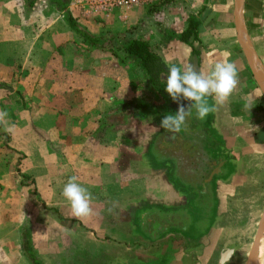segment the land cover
I'll return each mask as SVG.
<instances>
[{
	"label": "crops",
	"instance_id": "1",
	"mask_svg": "<svg viewBox=\"0 0 264 264\" xmlns=\"http://www.w3.org/2000/svg\"><path fill=\"white\" fill-rule=\"evenodd\" d=\"M166 1L159 0L145 15L139 11L135 15L130 13L133 8L115 9L107 16L89 19L103 21L107 28L134 30L137 38L152 43L153 49V42H158L168 51L166 47L170 44L166 42L173 36L181 52L198 57L200 50L196 42L203 40L198 12L207 8L221 11L224 4L227 6V0H200V6H194L195 10L186 16L183 30L190 19L198 22V40L192 43L196 54L190 46L177 40L183 30L163 35L160 26L155 25L156 34L143 35V28L149 26V18H153L151 13L160 11ZM1 5L7 6V12ZM20 6L21 14L17 10ZM53 9L51 2L46 0H34L32 5L22 1L19 6L14 0L9 4H1L0 0V112L7 113L4 122L0 123V213L14 211L16 199L33 200L26 185L29 176L41 201L56 212L54 250L59 264H65L68 251L72 252L73 258L79 253L93 252L89 257L94 259L96 249L101 247L106 248L109 257L117 251L119 254H113L114 257L125 259V264L233 263L239 250L237 246L250 229L248 220L243 223L236 219L242 205L239 196L247 198L245 194L264 176V107L261 100H256V93L253 94L250 100L252 117L249 119L256 118L258 122L248 125L238 123L240 117L234 116L232 111L230 114L227 104L218 105V116H221L218 128L225 136L227 151L239 162L242 160L231 179L221 177V174H229L223 155L216 171L207 173L201 164H191L192 157L200 154L199 150H187L186 147L184 151H176L170 146L166 151L163 145L156 146V156L162 161L178 154L183 164L189 161V172L192 169H195L194 173L199 171L194 179L190 175L187 179L195 197L208 198L216 191L220 199L218 220L210 225L213 234L211 232L209 239L189 247L184 233L192 219L187 211L175 207L185 201L186 195L177 193L173 184L162 180L151 169L148 158L142 157L151 137L123 134L127 130L125 123H114V131L119 129V134H113V95L119 90H127L128 82L122 75H126L127 65L107 51L85 45L65 20L55 19ZM56 12L59 13L57 9ZM242 13L246 28L252 30L253 23V28L260 31L255 33L254 39L258 42L255 46L257 57L264 66V0H243ZM211 37L213 41L221 39L217 34ZM180 55L177 62H171L166 54L163 56L181 67ZM159 57L164 64L163 57ZM181 59H184L183 55ZM249 71L244 67L240 70L243 83L253 79ZM115 112L117 116L122 113L118 109ZM129 140L145 144L143 148L133 146L128 152ZM181 140V134H176L168 142L174 146ZM217 154L207 152V157L213 159ZM128 155H133L131 161L145 172L130 182L131 178L124 172L129 163ZM108 168L119 173L118 178L108 174ZM74 175L93 199L97 198L94 205L90 204L93 214L82 219L72 218L70 203L62 195L64 185ZM129 184L140 187L139 191H130ZM245 202L252 204L254 200L249 198ZM9 203H13L10 209L7 208ZM156 203L162 206L157 208ZM253 211H249L251 218L255 217ZM204 223L207 225L209 219L204 217L201 225ZM112 233L116 235L111 236ZM105 236L107 241L103 240ZM227 250L230 253L224 257ZM110 261L113 259L108 258L104 264Z\"/></svg>",
	"mask_w": 264,
	"mask_h": 264
},
{
	"label": "rangeland",
	"instance_id": "2",
	"mask_svg": "<svg viewBox=\"0 0 264 264\" xmlns=\"http://www.w3.org/2000/svg\"><path fill=\"white\" fill-rule=\"evenodd\" d=\"M11 1L12 0H1V4L2 2L4 4H9ZM14 1L16 5L19 6L20 2L24 1L25 3H28L29 0ZM46 1L48 3L51 2L52 8H55L52 12L55 13V19L65 20V14L70 13L75 18L79 26L92 35L104 36L107 32L119 34L125 31L120 28H107L105 27L106 24H104L103 21L100 22V20L97 21V19H89L90 17L81 15L77 9L70 8L68 6L72 0H65L68 2L67 9L66 11L62 12L57 10L59 13L56 12L55 4L52 1ZM166 2L167 4L162 3L160 11L151 13L153 14L151 15L153 18H149V26H145L144 28L141 27L143 28V35L156 34V29L154 27L155 25L160 26L161 29L159 30L163 35L171 34L172 32L174 34L175 32H180L186 25V22L184 21L186 20V16H189L191 12L195 10L194 6H200V0H168ZM157 3L152 6H135L133 9H131L130 13L135 15L139 11L141 14L145 15L146 11L149 9L152 10L151 7L153 8L154 6H157ZM226 3V7L224 4L220 8L221 11H216L215 8H207L204 11L201 9L200 12L199 9H197L199 11L197 16L201 22L199 26L201 28L200 35L203 39L201 40L202 43L196 42V46L198 47V50H200L197 53L198 57L194 55L190 56L188 53L181 52L178 42H176L175 37L173 36L169 38L171 39L169 42H166L170 44V46L166 47L168 51L163 50L164 48L159 46L158 42H153L154 49L151 48L152 50H155L159 56L163 57V59V55L166 54L170 58L169 60H172L171 62H177L178 56L183 53L182 55L184 59H181L182 55H180V59L178 61L182 64V69L186 68L188 64H192L200 71L207 73L210 67L216 62L227 60L234 62L239 70V83L236 89L227 99H225L222 103H215L212 98H209V104H214L215 111L209 114L205 120L198 119L196 116V110L194 108L192 109V115L186 118V127H182V130L179 133H176L181 134L183 140L178 141L174 146L171 145L168 140L169 138L173 139L176 134H169L166 130L160 127L162 117L167 114H175L179 107L178 103L174 102L170 96L169 99H167L168 97L166 98V96L163 97L158 93L155 94L152 92L146 81L142 80V74L139 73L138 68H133L132 64L128 61L124 63L127 65V73L126 75L124 73L122 74L123 80L128 82L127 90H119L116 95H113L114 106H112L111 112V117L113 119V134H119V129L115 130L116 133L114 131V123H125V125H127V130L126 133L122 132L123 134H129V137L131 134H143V136L146 137L145 139H147V137H151V141L148 142V145H144L145 149L147 148V150L142 157L148 158L147 160L151 169L155 171L156 174L158 173V175L162 177V180L165 179V181L168 183L170 182L173 184L172 186L175 191L177 190V193L186 195L185 201L175 204V207L178 209L180 208V210L184 209L187 211V215L192 219L191 225L188 227L187 232L184 233V236L187 237L186 241L189 247L197 245L203 239H209L211 232L213 234V230L210 225H214L216 220H218L220 199L217 196L216 191H213L211 196L208 198L203 196L195 197V191L192 190V185L188 183L187 179L190 178V176H192L194 179L197 176L196 174L199 175V171L194 173L195 169H192V171H190L191 174H189V161L183 164L178 154L174 157L168 156V160L162 161L156 156V146L163 145L166 151H168L166 147L170 146L175 148L176 151H184L186 147L187 150H199L200 155L198 154L193 156L192 159L200 157L205 158L207 157V152L212 151L216 154H220H217L213 157L215 160H220V156L223 155L224 157L222 159L227 163L229 174H221V177H229L231 179L233 174H235L240 168L242 160L239 162L227 151L228 145L226 140H224L225 136L224 134H221L218 128L221 122V116H218V109L220 108H218V105L221 106L224 103L225 105L227 104V111L230 112V114L232 111L234 116H239L240 119L238 120V123H241L242 125L254 124L255 122H258L256 118L249 119L252 117L250 114L253 110V107L250 103V100L253 98V94L256 93V100H261V104L264 107V95L255 80L249 78V83H243L242 81L240 70L243 69V67L246 68V70L249 69L241 48L235 38L232 17V0H227ZM1 7H4V5H1ZM191 7H193V9H191ZM138 8H141V10ZM4 9L7 12V6H5ZM17 10L20 12V14L22 13L21 6L20 10L18 7ZM216 15L218 18H216ZM138 27H140V25H138ZM250 28H252V30H248L246 28L247 37L256 53L255 46L258 45V42L254 39V37L255 33L260 31L256 28H253V23H251ZM215 34H217V36H219L221 39L213 41L211 35L215 36ZM132 35L137 37V32L133 30ZM80 47L83 46L80 45ZM249 74L251 76L250 71ZM181 103H183L187 108L191 102L187 100H181ZM246 105L249 107H246ZM262 106H259L261 107V110ZM117 109L118 111L122 112L119 116H117L115 112ZM164 136H166L168 140L165 139ZM135 140H129L128 152H131L130 148L133 146L143 148L142 145L144 142L136 144ZM218 144L221 145V148ZM215 145H217L216 148ZM234 149L237 150L235 144ZM128 157L129 163L124 172L129 179L131 178L129 180L130 182L137 179V176H140V174L142 175L145 172L140 169L141 166L138 168L133 163V161H131V158L133 159V155H128ZM107 172L114 178H118L119 176V173H115L114 169L110 170V168H108ZM253 179L254 178L252 177L251 181ZM26 181H29L26 182V185L28 186L30 194L33 195V200L28 201L20 197L21 199L18 201L16 199V202L14 201L15 205L12 207H16L14 211H10L5 214L3 213L4 211H1L0 213V264H30L28 259L23 254V247L25 244L22 243L25 242H28L29 248L42 264H59L60 260L57 257L56 251L54 250L56 247V231L54 229V224L57 220L56 212L51 207H47L45 202L41 201L39 195L36 193L33 179L27 176ZM263 184L264 176L258 180L256 187H252V190L250 189L245 194L247 198L242 197V195L239 196L241 197L240 200H242V205L239 206V213H236V215H238L236 219L242 221L243 223L248 220L247 223H249L250 229L247 233L248 235H246L244 239L241 240L238 246L235 244L237 247H239V250L237 251L233 263L231 264L245 263L258 221L264 209ZM147 186H149V183ZM139 189L140 187L137 188L136 186H131L129 184L130 191L136 192L139 191ZM249 198L254 200V203L249 204L245 202V200ZM95 199L97 201L96 197H94V199L92 197L90 201L91 205H94L93 202ZM13 203H9V207L6 204L7 208L10 209ZM95 206H98L97 203H95ZM154 206L160 208L162 204L156 203ZM251 210H254V218H251V215H249V211ZM204 217L209 219V223L207 225L205 223V225H201L202 219ZM115 235L116 234L112 233L111 236ZM107 239V236L103 238L105 241H107ZM22 240L24 242H22ZM129 240L131 242L130 238ZM232 245L233 244H230L229 246ZM105 249V247L97 248L94 259L93 257H89L92 256L93 252H83L82 254L79 253L75 256V258H73L72 252L68 251L64 258V262L65 264H93L94 262L95 264H104L105 260L112 258L113 262L110 261L108 264H125V259L114 257L113 254H119L117 251H113V254H111L109 257ZM136 259L139 261L138 258Z\"/></svg>",
	"mask_w": 264,
	"mask_h": 264
},
{
	"label": "clouds",
	"instance_id": "3",
	"mask_svg": "<svg viewBox=\"0 0 264 264\" xmlns=\"http://www.w3.org/2000/svg\"><path fill=\"white\" fill-rule=\"evenodd\" d=\"M164 64L167 69L166 76H163L165 91L179 105L175 114H167L161 119L160 127L169 134L179 133L182 127H186V118L192 115L193 108L196 110L197 118L205 120L215 111L214 104H209V98L215 103H222L239 83V70L236 64L227 60L216 62L207 73L192 64L183 69L167 60ZM181 100L191 103L186 108ZM6 115V112H0V123L4 122ZM78 179L75 175L71 176L62 189V195L70 203L74 219H82L93 214L90 206L92 194L78 182Z\"/></svg>",
	"mask_w": 264,
	"mask_h": 264
},
{
	"label": "trees",
	"instance_id": "4",
	"mask_svg": "<svg viewBox=\"0 0 264 264\" xmlns=\"http://www.w3.org/2000/svg\"><path fill=\"white\" fill-rule=\"evenodd\" d=\"M34 0H29L32 5ZM55 4L58 11H66L67 3L65 0H50ZM152 10L154 9L151 8ZM65 21L70 30L78 36L85 44L95 47L99 50L107 51L115 56L120 62H130L133 68H138L141 73L142 80H145L148 87L155 94L169 99V94L165 91L163 76H166L167 69L162 63L160 57L151 49L148 41L134 37L133 30H126L122 33L115 34L107 32L104 36H95L81 28L75 18L70 14H65ZM196 19H190L187 27L177 35V40L191 47L192 53L196 54V50L192 46L194 41H197ZM191 40V41H190ZM22 242H24L22 240ZM23 247V254L28 259L30 264H42L41 261L33 254L29 248L28 242ZM27 244V245H26Z\"/></svg>",
	"mask_w": 264,
	"mask_h": 264
},
{
	"label": "water",
	"instance_id": "5",
	"mask_svg": "<svg viewBox=\"0 0 264 264\" xmlns=\"http://www.w3.org/2000/svg\"><path fill=\"white\" fill-rule=\"evenodd\" d=\"M241 1L243 0H234L233 1V23L236 35V41L239 44L243 56L246 60V64L252 74L253 79L257 83L258 87L260 88L261 92L264 95V66L257 57L253 46L251 45L248 37L247 31L244 24V19L242 16V8H241ZM264 228V209L260 216V219L257 224L256 231L254 233L249 252L247 254V258L244 264H253L257 245H258V238L261 230ZM230 253V250L224 252V257Z\"/></svg>",
	"mask_w": 264,
	"mask_h": 264
},
{
	"label": "built area",
	"instance_id": "6",
	"mask_svg": "<svg viewBox=\"0 0 264 264\" xmlns=\"http://www.w3.org/2000/svg\"><path fill=\"white\" fill-rule=\"evenodd\" d=\"M159 0H72L70 8H75L86 17L107 16L115 9H131L135 6H152Z\"/></svg>",
	"mask_w": 264,
	"mask_h": 264
},
{
	"label": "flooded vegetation",
	"instance_id": "7",
	"mask_svg": "<svg viewBox=\"0 0 264 264\" xmlns=\"http://www.w3.org/2000/svg\"><path fill=\"white\" fill-rule=\"evenodd\" d=\"M192 160H193V162L191 161V164L193 163V165H196V166H199L201 164L202 167H205L208 170L207 173L208 172L211 173L213 170L216 171V169L218 168V164L221 163V162H219V160L215 161V159H212V158L208 159V157L193 158ZM213 176H215V174Z\"/></svg>",
	"mask_w": 264,
	"mask_h": 264
},
{
	"label": "bare ground",
	"instance_id": "8",
	"mask_svg": "<svg viewBox=\"0 0 264 264\" xmlns=\"http://www.w3.org/2000/svg\"><path fill=\"white\" fill-rule=\"evenodd\" d=\"M243 1H241L242 8ZM253 264H264V228L261 230L258 238V245Z\"/></svg>",
	"mask_w": 264,
	"mask_h": 264
}]
</instances>
